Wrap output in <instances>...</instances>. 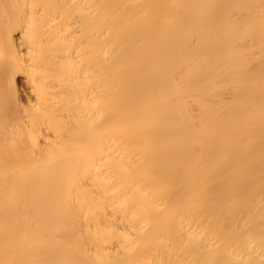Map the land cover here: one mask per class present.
Wrapping results in <instances>:
<instances>
[{
    "label": "bare ground",
    "instance_id": "6f19581e",
    "mask_svg": "<svg viewBox=\"0 0 264 264\" xmlns=\"http://www.w3.org/2000/svg\"><path fill=\"white\" fill-rule=\"evenodd\" d=\"M0 264H264V0H0Z\"/></svg>",
    "mask_w": 264,
    "mask_h": 264
},
{
    "label": "rangeland",
    "instance_id": "374dc122",
    "mask_svg": "<svg viewBox=\"0 0 264 264\" xmlns=\"http://www.w3.org/2000/svg\"><path fill=\"white\" fill-rule=\"evenodd\" d=\"M23 77L21 76V77H19V78H17L16 79V83H15V86H16V97H18L19 98V100H18V98H17V100H18V102H21V103H24L23 105H26V96H25V90H26V86H25V83L23 82ZM25 98V99H24ZM14 100V99H13ZM25 100V101H24ZM9 102V101H8Z\"/></svg>",
    "mask_w": 264,
    "mask_h": 264
}]
</instances>
